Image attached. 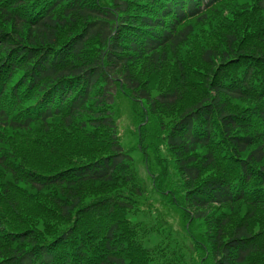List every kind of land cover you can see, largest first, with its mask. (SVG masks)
I'll return each mask as SVG.
<instances>
[{"label": "trees", "instance_id": "obj_1", "mask_svg": "<svg viewBox=\"0 0 264 264\" xmlns=\"http://www.w3.org/2000/svg\"><path fill=\"white\" fill-rule=\"evenodd\" d=\"M118 91L154 118L151 192ZM152 193L168 264H264V0H0V264H167Z\"/></svg>", "mask_w": 264, "mask_h": 264}, {"label": "rangeland", "instance_id": "obj_2", "mask_svg": "<svg viewBox=\"0 0 264 264\" xmlns=\"http://www.w3.org/2000/svg\"><path fill=\"white\" fill-rule=\"evenodd\" d=\"M206 36L207 34H203ZM142 63H139L134 66L135 71L137 72L141 69ZM139 77H142V81L144 78L151 77V74L144 72L139 74ZM165 78L166 76L159 74L155 75L153 80H151L150 84L153 89V94L156 95L157 91H160L165 88ZM149 83V81H147ZM144 109L142 104L137 105L136 107H132V103L121 93L117 92L115 96V103L113 107V118L115 126L117 127L120 133V139L126 148L131 150V156L133 159V164L137 172L142 174V179L145 182L148 189L153 191L152 186V175L147 173L148 166L144 161L145 155L150 158V163L153 166L154 173H159V167L156 161V156L153 153H149L145 147L149 145V129L151 130L154 125V118L152 115H148V112ZM145 112L146 121L142 124L141 114ZM146 131L143 129L145 125H147ZM163 147H160L159 156L166 161V164L169 165V159L172 160L170 153L164 151ZM37 164L42 165L43 163L40 161H36ZM172 173H174L172 171ZM151 199L154 205L159 206V212H156L154 208L152 211L148 212L144 218V220L155 229L156 236L153 237L152 243L161 244L163 247L162 256L159 257L158 263H162L163 257H167V264L171 263V259H173V253H175V247H177L180 253L185 251H189L190 246L187 240V237L182 232L181 219L180 215L170 206L165 204L160 196L152 193ZM155 216L154 220L153 217ZM150 220V221H147ZM63 227V226H60ZM60 229V228H59ZM189 253V252H186ZM188 254L183 256L188 260ZM261 262H264V256Z\"/></svg>", "mask_w": 264, "mask_h": 264}]
</instances>
